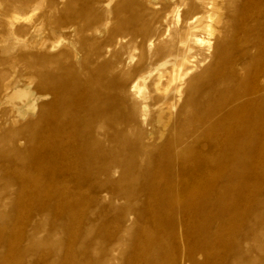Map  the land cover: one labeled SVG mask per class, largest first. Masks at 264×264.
<instances>
[{"label": "bare ground", "instance_id": "1", "mask_svg": "<svg viewBox=\"0 0 264 264\" xmlns=\"http://www.w3.org/2000/svg\"><path fill=\"white\" fill-rule=\"evenodd\" d=\"M179 1L185 11H174L175 24H180L175 41L170 42L174 50L159 59L153 71L148 69L134 79L128 89L130 76L122 74L119 61L92 67L85 62L81 64L84 76L64 68L56 77L46 69L44 59L14 58L29 70L28 81L39 78L52 97L36 123L28 124L33 131L28 139L34 154L33 175L12 170L20 176L17 204L36 200L35 217L53 219L73 216L81 203L83 208L91 203L98 207L97 197L84 201L83 194L109 199L96 219L90 217L94 210L85 218L80 255L74 249L77 229L55 221L44 239L40 222L29 227L26 219L18 224L15 236L17 241L24 240L25 250L50 246L59 251L61 245L52 241L53 236L69 230L64 256L59 258L57 251L52 255L58 264H118L124 247L129 253L122 264L249 263L247 234L257 239L264 231L261 215L251 214L260 202L256 194L260 183L252 178L235 181L238 171L247 175L256 171L254 163L264 156V0H244L235 38L221 37L229 0ZM119 9L112 11L118 26L135 27L138 18L124 21ZM130 34L133 40L141 36L136 30ZM14 35L10 28L1 34V53L13 52L18 45ZM200 67L201 73L191 77ZM110 68L119 69V74L113 76ZM152 72L153 96L146 85ZM15 94L19 117L24 118L36 100L28 90ZM128 99L134 105H128ZM149 101L155 110L152 118ZM217 166L228 171L227 178L212 176ZM45 170L51 177L42 184ZM8 177L3 173L0 209L7 199L2 196ZM91 181L98 187L89 185ZM82 183L88 184L84 190ZM121 201L140 202L141 208L121 209L116 206ZM119 211L125 213L118 215ZM231 227L234 233L226 235ZM172 240L179 245L170 247ZM256 249L263 253L260 244ZM3 250L0 264H20ZM25 250L17 248L20 254ZM46 261L38 258L35 263Z\"/></svg>", "mask_w": 264, "mask_h": 264}, {"label": "rangeland", "instance_id": "2", "mask_svg": "<svg viewBox=\"0 0 264 264\" xmlns=\"http://www.w3.org/2000/svg\"><path fill=\"white\" fill-rule=\"evenodd\" d=\"M229 1L228 10L225 11L226 27L221 37L235 38L234 28L238 24L239 16H241L239 10L245 7V4L244 0ZM118 7L120 8L119 16L121 15L124 21H128L131 16L138 18L135 27L123 29L118 26V22L112 14L113 9ZM17 8H21V10H17ZM177 8L181 12L185 11V7L181 5L179 0L149 2L121 0V3L120 0H0V36L7 28H10L15 33L14 36L18 43L9 55L0 52V138L5 137L4 140L0 141V188L3 184V173L4 176L5 174L9 175L8 179L5 180L6 191L2 196L5 197L6 195L7 199L4 208L0 209V228L5 229V231L0 232V251L4 249L12 253L14 260L19 259L20 264H38L35 263L38 258L47 259L43 264H58V261L52 259V255L57 251L59 258L64 256L69 243V230L67 232L57 231L53 236L57 240L52 239V241L61 245L59 251L50 246L25 250L24 240L17 241L15 234L18 233V224L29 219V227L36 221L41 223L42 234L40 237L43 239L53 221L61 226L77 229V242L74 249L78 256L83 250L84 234L82 227L85 218L89 215L88 213L90 210H94L90 217L96 219L100 208H106L109 205V199L102 201L100 194L98 196L83 194L84 201L97 197L98 207L95 206V203H91L92 206L83 208L81 203L73 216L68 215L66 218L65 215H61L53 219L46 217L40 219L35 217L38 209L36 200L17 204V181L20 176L14 174L12 170L19 171L20 175H28L34 172V154L29 151L32 145H29L30 142H28L29 135H32L33 131L30 130L31 126L28 124L36 123L39 114L45 109L44 106L51 103L52 97L49 92L42 88L39 78H33L29 82V70L21 64L20 60L14 58L39 57L41 60L44 59L46 69L56 77L64 68H69L72 72L80 71L84 76L86 70L81 64L85 62L92 67L100 63L114 65L116 61H119L122 62V74L129 73L130 76L128 89L134 79L146 75L148 69L153 71L159 65L157 61L172 51L170 42L175 41L176 30L180 26L174 21V11ZM3 13H5V17H2ZM132 30H136L141 36L133 40L130 37ZM194 56L199 59L198 55ZM110 69L113 76L119 74V69L115 71L114 68ZM201 71L202 67L191 77L200 74ZM154 75L155 73L152 72V78L146 80V85L152 96ZM4 86L7 88L6 90H4ZM23 90H28L31 97L35 98L36 101L34 108L27 109L24 112L25 117L21 118L18 114L20 102L15 93ZM188 90L185 88L184 92L187 93ZM128 100L130 101L128 105H134L133 100ZM148 104L150 106L149 118H152L155 110L151 107L150 101ZM17 130L19 132L16 135H7V133ZM258 160L254 163L256 171L248 172V175L246 172L243 174L238 171L235 183L238 184L246 179L250 181L251 178L260 183L256 191L260 202L252 208L251 214H255L257 217L261 215V219H264V156L260 155ZM3 164H6L5 169H3ZM13 167L17 169H13ZM48 171L45 170L42 173L40 178L42 184L51 177ZM74 172L80 173L79 171ZM211 174L217 179L220 177V179L227 178L229 175L228 171L218 166L212 169ZM70 176L74 177L71 174ZM71 177L70 181L73 183ZM87 185L86 183L80 184L81 189L84 190ZM89 185L98 187L92 181ZM67 187L72 189V184L69 183ZM120 188L123 189V187L118 189ZM116 206L121 209L128 207L132 210L141 208L140 202L129 204L121 201ZM123 213L125 212L119 211L117 214L123 215ZM253 218L255 219L254 215L248 220L246 229L251 226ZM46 219L47 221H45ZM29 227H27V233ZM98 233L99 229L96 226L92 236L96 238ZM233 233L232 227L226 229V235ZM130 237L132 238V235ZM246 238L248 264H264V231L257 239H254L251 234H247ZM258 244L261 245L263 253L257 251ZM169 245L176 247L179 242L172 240L169 241ZM17 248L24 249L25 253H18ZM127 253L129 250L124 247L119 255L121 263L118 264H122ZM199 261L201 262L202 259L200 258Z\"/></svg>", "mask_w": 264, "mask_h": 264}]
</instances>
